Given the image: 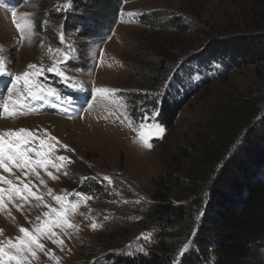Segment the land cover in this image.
I'll return each mask as SVG.
<instances>
[{
  "label": "rangeland",
  "instance_id": "374dc122",
  "mask_svg": "<svg viewBox=\"0 0 264 264\" xmlns=\"http://www.w3.org/2000/svg\"><path fill=\"white\" fill-rule=\"evenodd\" d=\"M5 1L0 6V49H3L0 57L6 61V75L11 81L12 76L27 70L29 64L42 67L45 71L39 77L40 83L55 89L66 102L54 98L47 103L28 100L26 111L34 110L38 105L43 110L51 109L52 114L30 112L11 119L0 118V133L25 129L35 134L33 148L40 147V140L46 145H54L45 151L48 159L63 165L60 170L39 168L37 171L43 184L36 176H25L16 169L11 174L0 169V176L12 180L18 187H22L21 181H31V185H35L32 191L42 196L43 203L52 208H60L53 196L65 197L66 205H79L74 211L69 208L67 214L68 222L77 227L54 229L57 238L63 241L62 245L46 238L41 241L54 259L38 252L37 259L31 264H107L103 258L107 252L102 246L115 226L131 235L118 252L125 255L147 252L151 247L146 244L148 233L133 234L132 222L140 220V213L151 206L150 196L166 157L179 147L196 149L202 140L212 138L214 134L206 123L217 119L225 109L228 113L234 112L243 97L252 107L260 109L258 122L264 119V61L257 63L254 60L252 65L239 63L231 67L223 56L215 60L198 56L206 51L204 47L212 43L213 38L233 43L250 35L247 33L251 32L253 25L244 18L246 0H119L114 10L110 14L104 12L103 19L97 23L91 18L89 9H75L73 0H56L51 8L63 17L55 25L46 18L48 15L40 19V10L46 0H20L14 8L6 7ZM64 4H70V7L63 10ZM13 10L18 18L29 14L34 24L31 40L20 41L12 24ZM78 17L85 18L84 23L81 22L89 29L85 34L80 32L79 23L71 28L66 24L69 19ZM180 20L182 28L186 29L183 34L167 26ZM49 31L54 40L50 39ZM61 33L64 34L63 44L59 39ZM146 43L162 46L183 43V46H176L180 51L168 50L165 64L154 67L144 55ZM58 52L68 56L66 61L59 63L60 70L69 78L67 82L46 71L52 67ZM187 53L197 54V57L184 61L189 56ZM148 74L156 79L163 78L162 87L165 83L169 85L165 93L170 97L177 93L174 99L178 101L190 92L186 85L196 87L211 80L212 87L196 94L184 106L173 127L157 136L154 134L156 126L162 128L156 121L157 112L145 104L156 95L149 90ZM183 83L184 86L179 87ZM8 87L11 82L0 93V112L9 96ZM97 88L107 89L111 96H94L93 90ZM145 95L148 99L144 98ZM12 99H16L15 93ZM145 115L150 118L144 120ZM141 124L151 126V131L148 127L143 129L151 148L144 147L138 135ZM49 136L55 137L59 143L49 140ZM29 155L32 159L37 158L34 153ZM60 156L67 160L59 161L57 157ZM49 171L57 179L52 180L47 175ZM261 173L264 175V167ZM104 177H110L112 183L109 184ZM90 182L106 187L111 203L117 206L127 204L138 212L130 213V219L123 223L112 222L109 213L100 212V198L94 192H85L84 185ZM0 187L7 189L8 185L0 184ZM49 189L52 196L48 195ZM89 196L92 199H83ZM20 204L23 207L17 211L16 206ZM46 211L49 209L32 198L26 203L6 198L4 209L0 211V240L15 241L21 235L20 227L31 230L39 223L36 218L44 219ZM105 221L110 224L103 225ZM92 222L100 227L93 230L90 227ZM190 249L191 244L182 254ZM201 264L209 263L203 261Z\"/></svg>",
  "mask_w": 264,
  "mask_h": 264
},
{
  "label": "trees",
  "instance_id": "16d2710c",
  "mask_svg": "<svg viewBox=\"0 0 264 264\" xmlns=\"http://www.w3.org/2000/svg\"><path fill=\"white\" fill-rule=\"evenodd\" d=\"M54 1L43 3L40 19L48 15L46 18L55 25L63 16L51 8ZM118 1L73 0L75 9H89L96 23L103 19L104 12L110 14ZM245 8L244 18L253 25L247 33L250 35L233 43L213 38L214 41L204 47L206 51L198 55L201 59L215 60L223 56L231 67L239 63L252 65L254 60L257 63L264 61V0H246ZM84 20L78 17L69 19L68 23L62 22L69 28L79 23L80 32L85 34L89 29L82 24ZM167 26L178 34L186 32L181 20ZM49 36L54 40L50 31ZM167 45L145 44L144 55L154 67L163 66L167 51L173 48L180 51L178 47L183 43ZM187 55L184 61L197 57L193 53ZM147 78L149 90L156 95L145 104L157 112L156 121L164 134L173 127L184 106L196 94L212 87L211 80L196 87L186 85L190 92L178 101L174 99L177 93L174 97L165 93L169 85L165 83L162 87L163 78L156 79L149 74ZM144 98L148 99L146 95ZM242 99L234 112L228 113L225 109L217 119L206 123L214 134L212 138L202 140L193 150L179 147L166 157L150 196L151 206L140 213V220L132 222L133 234L148 233L146 244L151 245L150 250L136 255L118 252L131 235L115 226L102 246L107 252L103 256L107 264H201L203 261L209 264H264V175L261 173L264 167V119L259 123L260 109L252 107L244 97ZM84 189L100 198V212L109 213L112 222L126 221L130 219V213L138 212L137 207L133 211L127 204L111 203L108 189L100 184L90 182ZM109 224L105 221L103 225ZM187 242L191 249L182 254V247Z\"/></svg>",
  "mask_w": 264,
  "mask_h": 264
},
{
  "label": "snow or ice",
  "instance_id": "6c2138e0",
  "mask_svg": "<svg viewBox=\"0 0 264 264\" xmlns=\"http://www.w3.org/2000/svg\"><path fill=\"white\" fill-rule=\"evenodd\" d=\"M3 0H0V6H2ZM70 4H64L63 10H67ZM59 10V9H58ZM12 24L14 25L16 31L20 35V41H24L25 38L31 40L34 35V24L29 18V14L25 13L19 18L17 17V12L12 11ZM133 15V14H129ZM60 42L64 43V34H60ZM43 46V45H41ZM70 50V49H69ZM3 51V49H0ZM48 52L51 53L52 50L49 48ZM68 56L64 53H59L58 56L53 59L52 67L46 69L49 73H54L56 76L60 77L62 81L67 82L68 77L63 71L60 70L59 63L66 61ZM45 69L38 67L35 64H29L27 70L21 74L11 77V87L7 88L9 94L8 99L4 101L2 106V112H0V118L11 119L16 116L25 115V109L29 107L27 104L28 100L33 101H43L47 103L50 98H55L57 101H65V98L61 97L55 89L40 83L39 77L43 74ZM7 74L6 61L3 57H0V77ZM75 87V85H73ZM13 93L16 94V99H12ZM100 94L102 96H111V93L107 89H94L93 95ZM66 102V101H65ZM91 104H89V108ZM127 118V117H126ZM150 117L145 115L144 120H148ZM154 118V117H152ZM131 123V121H130ZM140 133L138 134L144 147L151 148V144L144 138L143 129L148 127L151 131V126L141 124ZM164 132L163 128L156 126L155 135H162ZM47 135V133H46ZM49 140L55 141L56 144L59 141L55 137H48ZM35 134L31 131L25 129H19L18 131H5L0 133V169H3L6 173H12L13 169L19 170L25 176L31 174L36 176L40 183L43 184L44 181L40 179L38 169H47L49 167L55 168L57 171L63 166L62 164H56L52 160L47 158V153L45 148H53L54 145H46L44 140H40L39 148H33L32 144L35 142ZM66 147V146H65ZM30 153H34L37 157L32 159ZM61 162L66 161L67 158L64 156L57 157ZM47 175L55 180L57 177L52 174V172H47ZM19 179V177H17ZM105 181L109 184L112 183L110 177H104ZM0 184L8 185L7 189L0 187V211L4 209V202L7 198L8 201L19 200L26 203L29 198H32L43 207L48 208L49 211L43 213L44 219L39 216L36 218L39 223L35 225L31 230L24 227L18 229L21 234L15 241L12 239L0 240V264H31V261L37 259V253H45L49 259H54L50 252H46L44 244L41 242L42 239H49L52 243L57 245H62L63 241L57 238V233L54 231L56 228H74L77 227L68 222L67 214L69 208L73 211L79 207L78 204L66 205L65 197L53 196V199L60 205L59 209L52 208L48 204L43 203V197L37 195L32 191L35 185H31V181L24 183L21 181L22 187L16 186L12 180L5 179V177L0 176ZM31 185V187H30ZM48 195L52 196V192L49 189ZM83 199H92V197H84ZM39 206V205H38ZM17 211L23 207V204L17 205ZM107 219V217L105 218ZM90 227L96 230L100 225L92 222ZM2 234V232H0ZM148 239V237H145ZM190 247V244H185L183 251H186ZM143 251V249H140Z\"/></svg>",
  "mask_w": 264,
  "mask_h": 264
}]
</instances>
